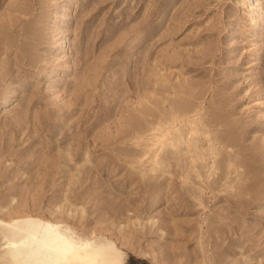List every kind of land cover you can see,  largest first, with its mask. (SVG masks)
<instances>
[{
	"label": "rangeland",
	"instance_id": "374dc122",
	"mask_svg": "<svg viewBox=\"0 0 264 264\" xmlns=\"http://www.w3.org/2000/svg\"><path fill=\"white\" fill-rule=\"evenodd\" d=\"M45 230L264 264V0H0V264Z\"/></svg>",
	"mask_w": 264,
	"mask_h": 264
},
{
	"label": "bare ground",
	"instance_id": "6f19581e",
	"mask_svg": "<svg viewBox=\"0 0 264 264\" xmlns=\"http://www.w3.org/2000/svg\"><path fill=\"white\" fill-rule=\"evenodd\" d=\"M50 230H45L40 237L30 236L32 241L35 240L32 243H37L40 256H43L38 260L42 264H71L75 260L94 261L99 257L100 249L90 242L76 241L72 237L49 232Z\"/></svg>",
	"mask_w": 264,
	"mask_h": 264
}]
</instances>
